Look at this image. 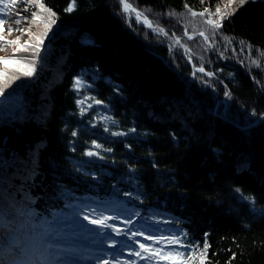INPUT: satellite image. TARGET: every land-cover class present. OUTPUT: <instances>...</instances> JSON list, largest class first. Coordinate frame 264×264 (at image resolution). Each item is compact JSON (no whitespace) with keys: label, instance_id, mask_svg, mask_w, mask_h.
I'll return each mask as SVG.
<instances>
[{"label":"trees","instance_id":"trees-1","mask_svg":"<svg viewBox=\"0 0 264 264\" xmlns=\"http://www.w3.org/2000/svg\"><path fill=\"white\" fill-rule=\"evenodd\" d=\"M221 1L132 0L134 6L151 8L149 18L158 20L169 35L174 32L182 37L197 53L192 63L198 64V56L203 54L206 69H223L208 85L193 78L192 64L182 49L169 51L168 37L137 24L134 18L129 26L118 0H75L72 12L66 9L73 0H43L57 13V23L45 39L47 64L38 78L16 81L12 87L31 84L24 93L29 101L28 115L46 111L47 118L40 123L30 119L17 124L19 132L0 125V143L9 137V146L22 156L30 146L41 141L46 145L39 155L38 187L32 189L41 207L55 204L51 210H58L62 206V201H53L54 181L77 196L110 199L116 188L119 198L128 200L123 193L134 189L125 181L139 177L133 183L140 186L143 203H133L142 216L154 209L162 215L154 217L153 223L179 220L178 227L201 247L207 233L211 264H264V217L250 211L253 206L235 191L240 188L244 196L254 197L257 211L264 208V88L252 79L255 76L264 85V71L253 68L249 73L239 57L221 59L215 52H203L199 47L202 38L188 41L183 36L184 24L193 18L166 15L173 10L185 12V3L197 12L206 7L214 12ZM199 21L196 17L195 22ZM221 32L235 38L233 46L238 52L240 39L254 49H264V0L239 8L223 22ZM4 35L15 39L20 33L8 35L5 30ZM26 39L22 37L21 42ZM219 47L223 48L222 41ZM0 53L11 56L13 49ZM226 55L231 57V51ZM97 69L99 77L93 83ZM83 70H88L85 80L92 87L77 94L73 78ZM225 85L230 99L224 95ZM84 95L104 100L108 110L94 105L81 117L76 101ZM98 114L111 115L119 122L118 126L108 125L111 130L135 126L137 131L127 137H112L103 131L104 122L96 127L89 123ZM72 130L80 132L78 137L71 136ZM134 136L140 139L134 140ZM93 139L113 149L102 153L104 160L83 156ZM73 140L74 152L69 143ZM88 160L95 161L91 169L95 179L84 176L74 163ZM137 239L143 242L142 237ZM124 257L131 259L127 251Z\"/></svg>","mask_w":264,"mask_h":264},{"label":"snow or ice","instance_id":"snow-or-ice-1","mask_svg":"<svg viewBox=\"0 0 264 264\" xmlns=\"http://www.w3.org/2000/svg\"><path fill=\"white\" fill-rule=\"evenodd\" d=\"M200 2L203 4L204 0ZM249 2L255 3L256 0H227L223 9L216 6L214 12L207 7L197 12L185 3V12L177 13L173 10L166 15L177 19L186 16L193 18L184 24L183 36H186L188 41L195 40L197 36L202 38L199 47L203 52H215L221 59L239 57V63L245 66L249 73L253 68L264 71V49H254L253 45L240 39L237 42L238 52L233 46L235 38L221 32L223 22L234 16L239 8ZM118 3L129 26L134 18L137 24L144 25L157 35L168 37L171 40L170 52L175 48L182 49L188 62L192 64L193 78L210 85L217 73L223 71V69L215 71L206 69L203 54L198 56V64L192 63L197 53L182 40L181 36H177L174 32L169 35L168 30L158 20L150 19L151 8L134 6L132 0H118ZM75 6L73 0L66 11L72 12ZM18 8L20 10L16 11ZM24 12L29 15H22ZM13 15L15 19L12 18ZM196 17H200L198 23L195 22ZM56 23L57 13L46 6L43 0H0V51H5L8 47L13 49L11 56H0V125L10 126L19 132L20 129L16 128L17 124L25 123L30 119L40 123L47 118L46 111H42L39 116L28 115L29 101L24 93L31 88V84H16L15 88L12 85L25 78L29 80L38 78V73L44 70L49 52L45 39L49 37ZM5 30L8 35L13 32H18L20 35L15 39H8L4 35ZM24 36H27V39L21 42ZM221 41L222 49L219 47ZM85 42L91 43L87 40ZM229 50L231 57L226 55ZM253 51L256 52L255 56ZM197 73L202 75L197 76ZM88 74V70H83L73 78L72 88L77 94L92 87L85 80ZM233 75L229 73V76ZM98 77L97 69L96 74L92 76L93 83ZM204 77L209 79L206 80ZM252 79L264 88L255 76ZM114 87L117 92L120 91L118 85ZM225 88L224 95L230 99L231 92L227 90L226 85ZM8 89L11 91H7ZM76 105L81 117L85 116L94 105H102L108 110V104L94 95L82 96L77 99ZM252 115H256L255 110ZM100 122H104L103 131L112 137H127L137 131L135 126L127 130H111L108 125L119 124L111 115L98 114L89 121L92 127H96ZM79 134L78 130L71 131L73 138L78 137ZM172 137L175 140L176 134L172 133ZM132 138L137 141L140 139L139 136ZM9 139L5 136L0 143V264H87V262L140 264L141 261L144 264H162V262L163 264H211L208 256L211 245L208 243L207 233L201 247L199 241L190 239L189 233L178 227L179 220L165 219L153 223L151 221L154 217L162 215L154 209L144 216L141 215V211L133 203V200H140L143 203L141 199L143 192L139 185L133 183V180L139 177H130L125 181L134 189L123 193L124 196L129 197L128 200H121L119 190L116 188L110 193V199L93 198L88 195L77 196L71 189L54 181L53 201H62V206L58 210H51L55 204L41 207L32 189L38 187L35 177L40 175L39 155L46 145L41 141L37 145L30 146L27 153L22 156L14 147L9 146ZM69 143L71 150L76 151V141ZM126 147L130 149L131 145L128 144ZM112 151L111 147H105L103 143L93 139L90 141V146L84 149L83 156L104 160L105 156L102 153ZM74 163L84 176H93L95 179L91 171L95 161H74ZM156 166L153 164V167ZM52 167L55 169L56 165L53 164ZM235 191L241 193V200L248 201L253 206L250 211L264 217V208L257 211L254 207V197L244 196L240 188H236ZM134 218H139L140 222L137 223ZM117 221L125 227L121 228L115 223ZM161 224L172 227L162 228ZM117 237L121 239L118 240ZM137 237H142L143 242ZM125 251L127 257L131 259L124 257ZM232 258L234 259L235 255Z\"/></svg>","mask_w":264,"mask_h":264},{"label":"rangeland","instance_id":"rangeland-1","mask_svg":"<svg viewBox=\"0 0 264 264\" xmlns=\"http://www.w3.org/2000/svg\"><path fill=\"white\" fill-rule=\"evenodd\" d=\"M220 7L223 9L224 8V5L227 3V0H222L220 2ZM0 56H3L1 53H0ZM86 223V222H85ZM91 227V226H90ZM110 251V250H109ZM87 264H93V262H87Z\"/></svg>","mask_w":264,"mask_h":264}]
</instances>
